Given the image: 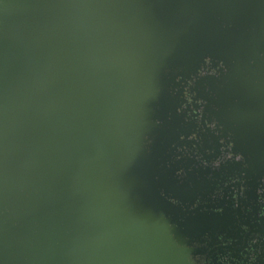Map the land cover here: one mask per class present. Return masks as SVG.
<instances>
[{"label": "water", "instance_id": "1", "mask_svg": "<svg viewBox=\"0 0 264 264\" xmlns=\"http://www.w3.org/2000/svg\"><path fill=\"white\" fill-rule=\"evenodd\" d=\"M141 1L0 2V264H182L136 118L202 35Z\"/></svg>", "mask_w": 264, "mask_h": 264}, {"label": "flooded vegetation", "instance_id": "2", "mask_svg": "<svg viewBox=\"0 0 264 264\" xmlns=\"http://www.w3.org/2000/svg\"><path fill=\"white\" fill-rule=\"evenodd\" d=\"M140 4L166 26L197 16L202 35L185 65L152 74L136 118L182 264H264V9L250 0Z\"/></svg>", "mask_w": 264, "mask_h": 264}, {"label": "snow or ice", "instance_id": "3", "mask_svg": "<svg viewBox=\"0 0 264 264\" xmlns=\"http://www.w3.org/2000/svg\"><path fill=\"white\" fill-rule=\"evenodd\" d=\"M0 2H2V0H0Z\"/></svg>", "mask_w": 264, "mask_h": 264}]
</instances>
